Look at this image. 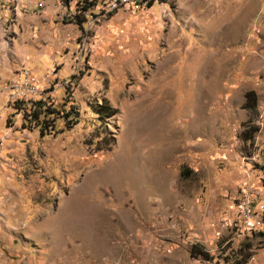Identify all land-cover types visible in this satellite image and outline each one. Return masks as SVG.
Returning <instances> with one entry per match:
<instances>
[{
  "label": "rangeland",
  "instance_id": "1",
  "mask_svg": "<svg viewBox=\"0 0 264 264\" xmlns=\"http://www.w3.org/2000/svg\"><path fill=\"white\" fill-rule=\"evenodd\" d=\"M31 1L0 0V264H264V0Z\"/></svg>",
  "mask_w": 264,
  "mask_h": 264
},
{
  "label": "built area",
  "instance_id": "2",
  "mask_svg": "<svg viewBox=\"0 0 264 264\" xmlns=\"http://www.w3.org/2000/svg\"><path fill=\"white\" fill-rule=\"evenodd\" d=\"M101 5L105 4V0H98ZM145 2V6L149 5V0H142ZM92 5V4H91ZM90 6V5H89ZM87 9V8H86ZM84 11V10H83ZM86 15H90L86 14ZM18 80H14L10 83L9 96H14L15 99L31 98L37 93V87L35 85L36 79L31 75L29 69L22 66L18 70ZM17 99V100H18ZM15 100V101H17ZM18 100V101H19ZM234 210H238L239 215V229L240 232L250 231L255 227L256 221L260 217V213L254 209V200L250 198L244 190L241 192V206L234 207Z\"/></svg>",
  "mask_w": 264,
  "mask_h": 264
},
{
  "label": "trees",
  "instance_id": "3",
  "mask_svg": "<svg viewBox=\"0 0 264 264\" xmlns=\"http://www.w3.org/2000/svg\"><path fill=\"white\" fill-rule=\"evenodd\" d=\"M92 3L91 2H86L83 6H82V11L83 10H85L89 5H91ZM150 5V4H149ZM249 101H252V103H253V105H254V95H253V92L252 91H247L246 93H245V95H244V103H243V107H247V104H248V102ZM17 102V101H16ZM18 102H20V101H18ZM41 102L40 101H33L32 103H31V108H30V112L29 113H27L26 115L28 116V115H31V113H32V116H33V118H37V115H38V112H36V109H34L33 110V108H37V109H39L40 108V104ZM35 105V106H34ZM32 106H34V107H32ZM94 108H95V110H100V111H103V110H105V112H106V116H111V115H113L114 113H115V109L114 108H111L105 101H102L100 104H97V106H93ZM249 137H247L246 139H248ZM254 232H252V234H253ZM249 244L247 243V244H245V246L244 247H242V248H239V257L238 258H235L234 260H233V263L232 264H239V263H244V262H246L247 261V259L250 257V253L249 252H247L248 251V249H249ZM198 248H194V247H192V248H190V250H189V256L190 257H194L195 256V254L197 253V254H202V256L203 257H205L206 259H208V256L206 255V253L205 252H201L200 250H197ZM224 261H226V260H224Z\"/></svg>",
  "mask_w": 264,
  "mask_h": 264
},
{
  "label": "crops",
  "instance_id": "4",
  "mask_svg": "<svg viewBox=\"0 0 264 264\" xmlns=\"http://www.w3.org/2000/svg\"><path fill=\"white\" fill-rule=\"evenodd\" d=\"M45 4V9L43 10V13H44V17H48L51 13V9L53 7V4H54V0H33L30 2L29 6H32V7H41L42 4ZM14 10H16V13L17 12V7H14ZM9 29V27L7 28ZM7 31V30H6ZM5 47L3 44L0 43V49ZM13 49L16 51V57L12 59V61L10 60V58L8 59L7 57V66L8 68L9 67H13L15 68V66H18L19 63L21 64H25V63H32V60H33V54L29 52V49H28V45H19L18 42H13L12 44H7V49ZM8 54V52H7ZM9 55V54H8ZM0 59H1V54H0ZM3 62V60H1ZM11 62V63H10ZM11 65V66H10Z\"/></svg>",
  "mask_w": 264,
  "mask_h": 264
},
{
  "label": "bare ground",
  "instance_id": "5",
  "mask_svg": "<svg viewBox=\"0 0 264 264\" xmlns=\"http://www.w3.org/2000/svg\"><path fill=\"white\" fill-rule=\"evenodd\" d=\"M109 1H110V0H109ZM109 1H108V2H109ZM105 2H106V1H105ZM119 2H120V1H119ZM149 2H150V0H149ZM109 3H110V2H109ZM113 3H114V2H113ZM117 3H118V2H117ZM128 3H129V2H128ZM121 4H122V3H121ZM124 4H125V3H124ZM126 4H127V3H126ZM91 13H92V12H90V15H91ZM90 15H89V17H90ZM239 206H241V199H240V202H239ZM259 219H260V217H259ZM257 221H258V220H257ZM257 221H256V223H255V227H256ZM255 227H254V228H255ZM251 230H252V229H251Z\"/></svg>",
  "mask_w": 264,
  "mask_h": 264
}]
</instances>
